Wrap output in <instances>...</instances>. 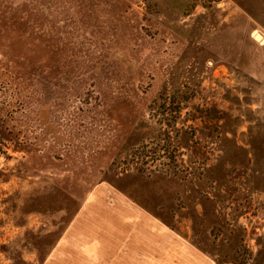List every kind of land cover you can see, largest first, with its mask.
Returning a JSON list of instances; mask_svg holds the SVG:
<instances>
[{
  "label": "rangeland",
  "instance_id": "obj_1",
  "mask_svg": "<svg viewBox=\"0 0 264 264\" xmlns=\"http://www.w3.org/2000/svg\"><path fill=\"white\" fill-rule=\"evenodd\" d=\"M254 33L264 0H0V264H97L142 211L216 264H264ZM176 90L178 173L140 174L132 149L165 129L148 106Z\"/></svg>",
  "mask_w": 264,
  "mask_h": 264
},
{
  "label": "crops",
  "instance_id": "obj_2",
  "mask_svg": "<svg viewBox=\"0 0 264 264\" xmlns=\"http://www.w3.org/2000/svg\"><path fill=\"white\" fill-rule=\"evenodd\" d=\"M142 215L145 219L140 225L137 219L122 220L124 225L115 228L114 238L111 234L104 240V245L100 243L97 264H216L217 249H212L213 245L210 253L200 241L192 238L188 241L190 237L164 230L162 226H151L161 222L150 218L145 211Z\"/></svg>",
  "mask_w": 264,
  "mask_h": 264
},
{
  "label": "trees",
  "instance_id": "obj_3",
  "mask_svg": "<svg viewBox=\"0 0 264 264\" xmlns=\"http://www.w3.org/2000/svg\"><path fill=\"white\" fill-rule=\"evenodd\" d=\"M188 99V94L176 90L169 96L164 93L159 94L152 101L148 109L152 116L158 117L156 118L157 123L164 125L165 129L160 132L156 139L141 143L133 148L128 161L125 163L127 166H131L140 174L177 175L178 159L182 154L179 151V132L174 126L181 109V103ZM192 137L188 136V140L192 141Z\"/></svg>",
  "mask_w": 264,
  "mask_h": 264
},
{
  "label": "built area",
  "instance_id": "obj_4",
  "mask_svg": "<svg viewBox=\"0 0 264 264\" xmlns=\"http://www.w3.org/2000/svg\"><path fill=\"white\" fill-rule=\"evenodd\" d=\"M211 2V4H213L216 7H220L223 0H209Z\"/></svg>",
  "mask_w": 264,
  "mask_h": 264
},
{
  "label": "water",
  "instance_id": "obj_5",
  "mask_svg": "<svg viewBox=\"0 0 264 264\" xmlns=\"http://www.w3.org/2000/svg\"><path fill=\"white\" fill-rule=\"evenodd\" d=\"M260 39H261L260 34H257V35L254 37V40H256V41H259Z\"/></svg>",
  "mask_w": 264,
  "mask_h": 264
},
{
  "label": "bare ground",
  "instance_id": "obj_6",
  "mask_svg": "<svg viewBox=\"0 0 264 264\" xmlns=\"http://www.w3.org/2000/svg\"><path fill=\"white\" fill-rule=\"evenodd\" d=\"M258 33H254V37L257 35ZM261 36V35H260ZM263 37L261 36V39L258 42H263Z\"/></svg>",
  "mask_w": 264,
  "mask_h": 264
}]
</instances>
